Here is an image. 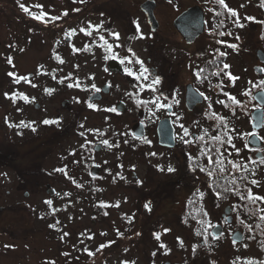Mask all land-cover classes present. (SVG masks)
Segmentation results:
<instances>
[{
	"label": "flooded vegetation",
	"instance_id": "obj_1",
	"mask_svg": "<svg viewBox=\"0 0 264 264\" xmlns=\"http://www.w3.org/2000/svg\"><path fill=\"white\" fill-rule=\"evenodd\" d=\"M256 1L250 0V5L254 6ZM245 2L225 0L227 8H224L217 0H113V32L119 33V39L103 28L99 34L89 35L83 48H75L73 41L84 13L58 22V34L75 31L55 38L54 61H61L64 51L70 49L73 55H85L81 59H85V71L12 73L10 79L14 88H3L0 94V188H14L24 199L6 201V194L10 192L0 193V249L4 245L2 235H14L16 230L31 250L49 246L51 234L48 236L45 232L52 230L53 219L59 211L54 198L61 199L57 201L66 214L75 208L77 216L90 212L91 223L109 220V209L113 211V188H154L138 196L139 211L143 213L146 206L156 201L160 204L153 213H146L149 217L163 204L168 206L163 217L168 216L172 225L180 226L182 220L191 221L193 207L197 201L205 200V191L194 195L195 200L191 193L188 198L192 205L188 202L182 214L176 210L180 208L182 158L188 162L195 150L212 160L208 168L200 166L205 167L207 173L215 172L206 178V184L212 186L215 180H220L228 187L227 163L235 151L230 147L236 146L235 139L241 135L232 127L233 113L228 115L218 109L223 121L214 120L210 113L214 106L208 93L214 81L220 89L227 70H218L223 61L209 59L206 50L215 42L214 34L217 39L236 35L239 43L246 42L258 49L255 51L257 59V52L262 50V42L264 44V29L261 27L257 36L254 31L249 33L257 40L242 39L246 27L250 26L246 24ZM228 9L237 15L233 16ZM259 9L256 7L251 15L255 23L260 22L259 15L264 16V7L259 6ZM105 40L113 45L111 52L106 50ZM137 58L149 69L147 80L143 77L137 80L125 72V68H129L139 73ZM255 67L261 68V65L252 68L261 76L262 68V73L258 74ZM217 72L219 75H215ZM155 76L160 78V83L147 87ZM93 84L99 92L92 88ZM187 90L194 91L201 101L189 107ZM89 103L96 107L90 108ZM157 104L165 106L157 107ZM111 108L115 111L106 110ZM203 108L209 109L207 118H198L197 111ZM212 119L217 125L210 123ZM45 120L51 123H43ZM159 124L164 127L165 135L168 126L171 128V146L159 143ZM256 134L261 139V135ZM215 136H220L221 140L213 139ZM105 140L108 144L103 143ZM156 151L159 154L154 156ZM253 151V162L261 161L264 146ZM152 159H157L159 164H151ZM217 159L223 162L224 171L215 163ZM169 166L175 170L169 172ZM150 169L153 175H161L157 180L152 177V184ZM103 188L111 189L110 201H101ZM226 195L223 190L219 204L226 200ZM39 196L46 200L39 203L36 200ZM29 199L33 201L28 202ZM43 202L46 212L41 211ZM73 204L80 206L76 208ZM224 211L213 220L221 232L226 233L225 225L231 224V210L230 214ZM23 213L28 217L21 218ZM7 215L12 222L15 215H19L16 218L20 221L11 223ZM131 218L133 221L135 216ZM140 218L144 219V213ZM37 222L44 223L41 229L36 228ZM173 231L175 236V229ZM166 233H172V229L167 228ZM60 237L65 243L67 238ZM78 250L84 249L78 247ZM160 255L158 253V257ZM48 261L46 258L41 263Z\"/></svg>",
	"mask_w": 264,
	"mask_h": 264
},
{
	"label": "rangeland",
	"instance_id": "obj_2",
	"mask_svg": "<svg viewBox=\"0 0 264 264\" xmlns=\"http://www.w3.org/2000/svg\"><path fill=\"white\" fill-rule=\"evenodd\" d=\"M250 3V0L245 2L246 17L255 18L251 15L256 7L259 9L261 1L257 0L254 6ZM21 4L28 11L21 8ZM36 5H41L42 8ZM42 12L45 13L42 20L34 18ZM65 12L67 15H64ZM81 13H84V19H82L79 30L74 32L76 38L73 46L75 48L79 46L83 48V44L89 41V35L99 34L103 28L113 32V0H19V3L17 0H0V94L3 88L5 90L14 88L10 73L84 72L85 59H81L85 55L78 57L73 55L70 49H66L64 58L61 61H54L52 46L55 38L70 34V32L58 34L56 27L58 22L62 18L66 20L74 14L77 16ZM52 17H58V19L53 20ZM258 17H260V22L264 21V16L259 15ZM260 22L255 23L253 19H246V24L250 26H247L243 36L239 37L242 36V39L249 41L257 40L255 35L257 36L261 27L264 29L263 23ZM252 31L256 33L254 38L249 35ZM237 37L234 35L217 39V35L214 34L215 42L206 50L209 59L223 61L221 69L218 70H227L223 75L220 89H218V82L214 81L208 93L213 99L214 106V110H210V113L215 114L214 120L219 119L218 109L228 115L233 113V117H230L233 120L232 127L237 129L241 135L235 139L236 146L233 144L234 147H230L235 151L230 154L227 163L229 175L228 178L225 177L228 181L235 179V188L230 187L231 184L228 187L223 186L220 180H215L212 186L206 184V178L209 176L206 168L203 167L205 171H201L200 166L207 165L208 168L211 163L208 157L200 155V151L195 150L188 162L182 158L181 199L180 208L176 212L182 214L185 205L188 202L191 204V198H188L191 193H194L191 195L193 198L199 191H205L207 196L202 203L193 202L196 212L198 207L204 210L203 218L199 219L201 226H196V221L188 222L187 220H182L180 226L172 225L168 216L163 217L168 207L163 204L155 215H152L153 217H149L146 213H153L160 204L156 201L143 209L144 219L140 218L143 213L139 211L141 205L137 203L139 201L137 198L146 189L150 191L154 188H113V211L109 209V220H101L97 223H91L93 217L90 212L77 216L76 209L71 208L66 214L60 207V202L57 201L61 199L54 198V205L59 208L58 215L53 219V231L45 232L48 236L51 234L50 245L43 248L37 247V251L31 250L29 243L21 240L18 230L14 231V235L7 233L2 235L4 245L0 249V264H22L21 260L27 261V264L36 262L43 264L41 261L46 258H49V261L44 264H241L246 261L257 263L263 261L264 200L253 202L248 198V190L251 189L253 196L264 197V163L253 162L255 152L247 146L246 139L252 133L250 114L257 107L253 93L257 90L264 91V83H262L264 63L260 64L256 59L255 51L258 49H253L252 45L246 42L243 43L244 45L239 43ZM232 45L237 47L233 48ZM262 46L264 52L263 42ZM225 64L229 67L225 68ZM255 65H261L263 71L261 76L253 72L252 68ZM228 73L238 79L233 82L227 75ZM218 90L223 93H219ZM229 96L234 97L238 103H235ZM223 105H227V108L225 109ZM207 111L204 108L198 110V118L200 116L207 118ZM224 112L223 115H225ZM214 120L212 119L210 123L217 125ZM258 133L264 142V126ZM158 154L156 151L154 156ZM230 161L240 165V169L233 168ZM150 163L159 164V161L152 159ZM245 169H249L250 177L254 176V180L258 182L256 185L251 183L253 180L249 177L238 185L237 180H240L241 173ZM160 176L159 174L153 175L150 169V184L152 180H157ZM229 188L226 200L219 204V196L222 195L223 189L226 191L225 189ZM110 190V188H103L101 201H110ZM3 192H10L6 194V201L24 200L14 188H0V193ZM36 200L40 203L46 199L39 196ZM44 204L45 202H43L42 212H46ZM73 205L76 208L80 206V204ZM227 205L232 206L231 224L225 225L226 233L221 232L217 237H212L210 231L216 226L213 219L215 215L219 216ZM87 207L91 209V205ZM18 216L15 215L12 222L11 216L7 215L11 223L19 222L20 220L16 218ZM132 216H135L133 221ZM187 216L190 217V214ZM20 217L27 218L28 215L23 213ZM56 217L59 219L57 220ZM43 225L44 223L41 222L35 224L36 228L40 229ZM167 228L172 229V233H166ZM173 229L176 231L175 236ZM198 231L201 235L197 234ZM234 232H240L239 242L232 241ZM60 235L67 238L65 243H62ZM78 247H83L84 250L81 251L84 252L79 251ZM61 252H65L64 255ZM158 253L161 254L159 257Z\"/></svg>",
	"mask_w": 264,
	"mask_h": 264
},
{
	"label": "snow or ice",
	"instance_id": "obj_3",
	"mask_svg": "<svg viewBox=\"0 0 264 264\" xmlns=\"http://www.w3.org/2000/svg\"><path fill=\"white\" fill-rule=\"evenodd\" d=\"M17 2L19 3V0H17ZM217 3L219 4V5H221V6H223L224 8H227V5H226V3H225V0H217ZM21 6V8H23L25 11H28V9L27 8H25L24 7V5H20ZM261 6L262 7H264V0H261ZM36 7H39V8H42V6L41 5H36ZM78 11V10H77ZM228 11L229 12H231V14L233 15V16H236L237 15V13L234 11V10H232V9H228ZM31 14V13H30ZM219 14V13H218ZM45 15V13H41L39 16H34V18H36V19H43V16ZM64 15H67V13L65 12L64 13ZM246 19H254L253 17H245ZM52 19L53 20H55V19H58V17H52ZM260 23H264V21H262V22H260ZM238 26H243V25H238ZM137 29H138V25H137ZM73 32L75 31V30H72ZM81 31H85L84 29H81ZM71 34V33H70ZM86 34H90V33H86ZM230 34V33H229ZM111 35L112 36H114L116 39H119V33H115V32H113V33H111ZM221 35H223V33H221ZM100 39L101 40H104V37L103 36H101L100 37ZM237 39H239L238 37H237ZM105 45H106V50L107 51H109V52H111L112 51V48H113V45L112 44H109L106 40H105ZM120 45H117V47H119ZM232 47L233 48H235V47H237L236 45H232ZM129 51H131V49H129ZM133 55H135L134 53H133ZM221 55H225L224 53H221ZM112 56H113V58H115V53H113L112 54ZM108 57H106V59H107ZM124 59H129V58H127V57H125ZM129 62H131L130 60H129ZM121 63H124V60L122 59L121 60ZM136 63H138L139 65H140V71H139V73L137 74V73H133L132 71H131V69H129V68H125V72L128 74V75H131V76H135V78L137 79V80H140L141 79V77H143L145 80H147L148 79V75H146L147 73H149V69H147L145 66H144V64H143V61H141V60H139L138 58H137V60H136ZM224 67L225 68H228L229 67V65H227V64H225L224 65ZM201 71H203V69L201 70ZM9 75H11V73L9 74ZM215 75H219V72H217V73H215ZM228 76H229V78H230V80H232L233 82L236 80V79H238V77H233L232 75H231V73H228L227 74ZM160 83V78L158 77V76H155L153 79H152V81H151V84H149V85H147V87H149V88H152V85H154V84H159ZM262 83H264V81H262ZM70 87L72 86V85H69ZM78 86V85H77ZM219 86V85H218ZM143 87V86H142ZM92 88H94L97 92H99L100 91V89H98V88H96V86H95V84H93L92 85ZM154 90V89H153ZM49 91H51V90H49ZM6 96L8 95L7 93L5 94ZM225 95H228V94H225ZM229 98L230 99H232L235 103H238V101H235V98L234 97H231V96H229ZM157 100L159 99V97H157L156 98ZM152 103H155V101H151ZM219 103H224L223 101H218ZM90 108H94V107H96V105H94V104H92V103H89V105H88ZM165 105H161V104H157V107H164ZM225 106H227V105H225ZM106 110H108V111H115V108H111V109H106ZM213 116H215V114L213 113ZM219 119L221 120V121H223V117H219ZM43 123H45V124H48V123H51V121H48V120H45ZM81 127H83V125H81ZM181 127L183 128V125H181ZM33 131H35V129H33ZM184 131H185V133H187V129H184ZM81 135H83V133H81ZM213 139H215V140H217V141H220L221 140V137L220 136H215ZM230 142V141H229ZM103 143L104 144H108V141L107 140H105V141H103ZM185 143H187V141H185ZM233 147H234V145H233ZM217 151H219V149H217ZM238 151V150H237ZM153 155H154V153H153ZM209 162L211 163L212 162V160H211V158H209ZM215 163L217 164V165H220V171H224V168H223V162L221 161V160H219V159H217L216 161H215ZM230 163H232V166H233V168H235V169H237V170H239L240 169V165H238V164H236V163H234V162H231L230 161ZM261 163H264V157H262L261 158ZM175 169H173L171 166H169V168H168V171L169 172H172V171H174ZM201 171H205V169L204 168H201L200 169ZM208 176H213V172L212 171H208ZM230 183H235V179H233L232 181H230ZM251 183L253 184V185H256L258 182L256 181V180H253V181H251ZM226 191H228V190H230V189H225ZM249 191V199L250 200H252L253 202H255L256 200H264V197H260V196H253L252 195V193H251V189H249L248 190ZM201 195H203L202 193H201ZM242 199H243V197H241ZM47 203H51V201H48ZM147 207V206H146ZM166 231H167V229H166ZM197 234H199V233H197ZM65 235H67V233H65ZM159 238V236H158V234H157V239ZM194 250H195V248H194ZM249 264H254V262H249Z\"/></svg>",
	"mask_w": 264,
	"mask_h": 264
},
{
	"label": "water",
	"instance_id": "obj_4",
	"mask_svg": "<svg viewBox=\"0 0 264 264\" xmlns=\"http://www.w3.org/2000/svg\"><path fill=\"white\" fill-rule=\"evenodd\" d=\"M202 18L200 19V24L202 25ZM257 58L259 59V61L261 63L264 62V53L262 51H258L257 52ZM254 71L258 74H261V69L259 67H255ZM186 98H187V105H189V107H192L195 103L200 102L201 100L198 99L196 96V93H194V91H189L187 90V94H186ZM200 98V97H199ZM254 99L257 102V104L259 105V107L257 109H255L252 113H251V118H252V128L254 130H259L262 127L263 124V107H264V92L263 91H257L254 93ZM167 134H164V127L159 124L158 126V136H159V143L161 145H165V146H171L172 145V135H171V128L168 126L167 129ZM247 143L250 147L252 148H259L262 143L260 142V140L258 139V137L256 136V134H251L250 137L247 139ZM226 213L229 212V208H227L225 210ZM219 227L216 226L213 230H212V234L214 236H217L219 234ZM232 239L235 242H239L241 240V235L236 232Z\"/></svg>",
	"mask_w": 264,
	"mask_h": 264
},
{
	"label": "trees",
	"instance_id": "obj_5",
	"mask_svg": "<svg viewBox=\"0 0 264 264\" xmlns=\"http://www.w3.org/2000/svg\"><path fill=\"white\" fill-rule=\"evenodd\" d=\"M256 164H263V163H261V161H259V162H256ZM251 172H252V170H250ZM248 172H249V169H245V170H243L242 171V173H241V178H240V180H237L238 181V185H240V183H241V181H246L247 179H248V177L249 178H251L252 180H254V176H252V177H250L249 175H250V172H249V174H248ZM251 175H253V173H251ZM230 181V180H229ZM229 184H231L230 185V187H232V188H235V185L233 184V183H228V186H229ZM230 189V188H229ZM224 190V189H223ZM227 192V191H226ZM225 193V192H224ZM223 194V193H222ZM196 208H194V215L195 216H193V221L192 222H194V221H196L197 222V224H196V226H201V223L199 222V219H201V217L203 218V211L204 210H202L200 207H198V211L196 212V210H195ZM196 213V214H195ZM197 230V229H196ZM200 231H198V233H199ZM202 233V232H201ZM199 235H201L200 233H199ZM206 235H207V233H206ZM249 262H254V264H264V260L263 261H261V262H259V263H257L256 261H246V262H243V263H241V264H249Z\"/></svg>",
	"mask_w": 264,
	"mask_h": 264
}]
</instances>
